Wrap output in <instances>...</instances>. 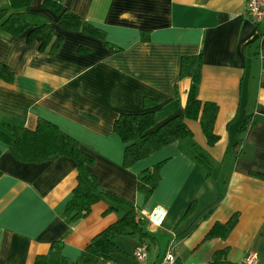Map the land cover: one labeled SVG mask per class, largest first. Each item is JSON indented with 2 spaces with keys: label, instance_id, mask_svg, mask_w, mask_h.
<instances>
[{
  "label": "crops",
  "instance_id": "0c3cea01",
  "mask_svg": "<svg viewBox=\"0 0 264 264\" xmlns=\"http://www.w3.org/2000/svg\"><path fill=\"white\" fill-rule=\"evenodd\" d=\"M245 2L60 0L102 31L99 38L63 29L57 14L31 0L26 11L45 16L60 37L54 53L39 50L25 33L0 31V63L13 74L10 82L0 77V264H34L57 240L62 264H134L132 250L142 242L147 264H156L167 249L174 264H208L223 249L233 264L250 251L264 264V23L251 20ZM198 54L197 97L217 105L218 139L208 145L198 119L185 118L189 135L125 166V144L113 130L114 120L121 113L155 111L159 125L183 116L190 79L179 76V62ZM39 120L55 125L92 157L99 188L131 204L148 237H119L108 261L85 253L125 206L101 196L85 217L64 218L76 161L60 156L28 162L9 148L5 124L34 130ZM157 163L159 181L145 198L137 176ZM155 206L166 210L159 226L145 219ZM232 215L237 221L225 238L206 237Z\"/></svg>",
  "mask_w": 264,
  "mask_h": 264
},
{
  "label": "trees",
  "instance_id": "16d2710c",
  "mask_svg": "<svg viewBox=\"0 0 264 264\" xmlns=\"http://www.w3.org/2000/svg\"><path fill=\"white\" fill-rule=\"evenodd\" d=\"M31 0H7L6 5L0 2V31L11 36L23 33L27 41H37L39 50L54 53L60 43V37L54 36L48 19L37 13L26 11ZM41 7L57 14V23L65 30H81L104 37V33L87 23L81 16L63 8L60 0H41ZM201 55H184L179 62V76L190 79L183 116L175 115L159 125L155 123V111L128 114L121 113L113 122V130L124 142L123 164L128 166L137 160L147 157L153 151L164 147L177 139L189 135L184 119H198L207 144L212 145L218 139L213 132V124L218 107L213 102H202L197 93L200 84ZM12 71L0 63V77L7 82L12 80ZM10 133L9 148L23 161L40 162L60 156H69L76 161V185L71 197L63 209V217L75 221L85 217L94 203L101 196L107 197L117 205H124L125 212L116 222L95 235L85 249V253L95 259L108 261L118 250L116 240L121 236L141 241L148 237L143 229L144 221L138 217L134 207L112 193L99 188L95 176L91 172L92 157L82 151L77 142L65 135L58 128L44 120H39L34 130L25 127L4 125ZM198 159L199 156H198ZM160 164L142 171L137 176V190L148 198L156 187L160 174ZM192 205H189L186 212ZM108 210H116L110 206ZM237 221L232 215L224 223H215L206 237L225 238ZM62 241L50 244L46 255L35 258L34 264H62L65 258L61 255ZM87 261V260H86ZM208 264H233L226 259V250L216 251Z\"/></svg>",
  "mask_w": 264,
  "mask_h": 264
},
{
  "label": "built area",
  "instance_id": "2783aa9c",
  "mask_svg": "<svg viewBox=\"0 0 264 264\" xmlns=\"http://www.w3.org/2000/svg\"><path fill=\"white\" fill-rule=\"evenodd\" d=\"M245 12L255 24L264 23V0H246ZM166 216L163 207L155 206L148 213L145 219L153 226L162 224ZM148 246L142 242L132 250L134 264H147ZM175 257L171 249H167L156 264H174ZM241 264H257V255L254 251L248 252Z\"/></svg>",
  "mask_w": 264,
  "mask_h": 264
}]
</instances>
